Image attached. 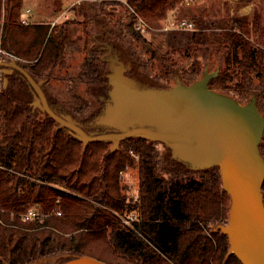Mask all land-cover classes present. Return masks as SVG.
<instances>
[{"label": "trees", "instance_id": "16d2710c", "mask_svg": "<svg viewBox=\"0 0 264 264\" xmlns=\"http://www.w3.org/2000/svg\"><path fill=\"white\" fill-rule=\"evenodd\" d=\"M52 1L60 8V0ZM175 2L128 0L149 17L161 15ZM21 5L22 0H4L1 46L23 58L25 62L19 63L39 79L63 63L65 52L72 49L76 20L69 16L53 26L23 24ZM245 26L244 17L232 16L220 30L169 29L165 43L172 49L224 48V67L210 79V88L241 103L254 94L260 109L264 106V26L253 23L251 31ZM126 27L146 42L145 34L135 28V17ZM250 33L258 40L256 45L248 39ZM149 43L143 45L145 51L158 60L160 72L168 74L174 61L157 53L158 43L154 48ZM89 55L83 69L87 80L106 81L101 75L105 63L96 49H89ZM188 73L186 83L198 78L199 65L190 63ZM252 74L260 81L257 87ZM19 102L15 87L0 90V264H29L59 253L67 258L89 255L108 264H242L235 255H226V234L205 231L208 222L226 219L228 214L229 196L221 187L217 166L195 170L197 177L179 161L158 168L155 145L141 137L122 139V147L112 151L107 141L83 146L67 130L57 128L46 113ZM260 152L264 158V143ZM134 162L136 197L128 196L121 183V173ZM262 191L264 197V181ZM31 209L36 215L24 219ZM136 212L141 216L130 225L120 218Z\"/></svg>", "mask_w": 264, "mask_h": 264}, {"label": "water", "instance_id": "95a60500", "mask_svg": "<svg viewBox=\"0 0 264 264\" xmlns=\"http://www.w3.org/2000/svg\"><path fill=\"white\" fill-rule=\"evenodd\" d=\"M110 10L114 8L109 7ZM109 62L107 81L110 102L95 123L109 130L88 133L69 116L58 114L49 105L35 80L15 61L0 59L6 74L20 72L37 95L39 104L57 123L85 146L92 141H111L110 150L127 137L158 140L171 149L176 161L193 170L219 168L221 186L229 195L228 219L220 230L227 236V256L235 255L242 264H264V158L260 140L264 117L252 95L244 103L210 88L217 70H205L189 83L175 79L167 87H138L117 55ZM3 79L2 86L6 85ZM59 264H108L89 255L72 256Z\"/></svg>", "mask_w": 264, "mask_h": 264}, {"label": "rangeland", "instance_id": "374dc122", "mask_svg": "<svg viewBox=\"0 0 264 264\" xmlns=\"http://www.w3.org/2000/svg\"><path fill=\"white\" fill-rule=\"evenodd\" d=\"M60 3V8L57 9L52 0H22L20 18H27L28 22H50V25L53 26V24H61L69 16L75 17L76 23L73 25L74 29L71 34V38L74 39L71 44L72 49H67L65 52L63 63L56 65L39 79L42 80V90L48 101H51L49 103L51 108L60 115L69 116L88 133L109 130L108 127L95 123V119L103 113L106 105L110 102V86L107 81L109 62L104 59L117 55L126 67L125 74L131 76L138 87H167L174 84L177 78L186 83V80L191 76L188 73L190 63L199 65L198 78L203 75L205 70H217L219 73L224 67L225 49L216 50L213 47L208 48L206 45H192L188 49H172L165 43L169 30L165 29L166 26L186 19L195 23L194 30L201 26L220 30V26L224 25L232 16L244 17L245 28L249 31L254 28L253 23L260 27L264 26V0H176L174 5L167 6L157 17L142 15L128 3V0H60ZM3 6L4 0H0V25L4 17ZM109 7L114 10H110ZM27 9H29L28 12ZM136 14L143 17L148 24L147 31L143 33L146 42H142L127 30V23L133 17L136 18ZM197 19L201 25H198ZM178 31L183 30L179 29ZM247 37L256 45L255 41L258 40L251 33L247 34ZM85 42H87L86 47L84 46ZM146 43H149L153 48L158 43L161 50L157 53L167 54L172 58L174 64L171 65L168 74L164 75L160 72L158 60L150 59L149 53L143 46ZM92 48L96 49L98 58L105 63L106 69L104 71L100 69L98 73L103 71L100 74L106 78V81H88L84 75V64L90 59L89 49ZM0 59L25 62L23 58L15 56L12 51L3 48L1 39ZM17 73L20 76L16 74L8 76L4 88L15 87L20 96L19 104L22 106L31 105V102L37 99V95L24 76ZM3 76L5 75L0 70V90L3 89L1 85ZM252 79L253 87H257L260 82L258 77L252 74ZM37 109L41 111L40 108ZM259 110L264 117V106ZM148 141L154 144L157 149L158 168L166 165L168 161H176L172 157L171 149L164 143L158 140ZM107 142L108 148H110L111 141ZM263 143L264 132L260 140V144ZM121 147L120 141L116 149ZM134 158L137 159V157ZM184 165L188 167L186 164ZM198 174V171L192 172L194 177H197ZM121 183L126 187L125 191L128 196L136 197L138 186L136 162L125 167L121 173ZM135 214L137 215V212ZM138 215L141 216L139 213ZM121 217L127 218L123 215ZM227 219L228 214L226 219L208 222L205 225L206 233L221 232L220 225L225 224ZM66 259H68L67 255L59 253L40 258L29 264H59Z\"/></svg>", "mask_w": 264, "mask_h": 264}, {"label": "built area", "instance_id": "2783aa9c", "mask_svg": "<svg viewBox=\"0 0 264 264\" xmlns=\"http://www.w3.org/2000/svg\"><path fill=\"white\" fill-rule=\"evenodd\" d=\"M29 11V9H27V12ZM21 23L23 24H27L28 20L27 18H21ZM135 28L137 30H139L141 33H145L147 31L148 28V24L146 22V20L137 15L136 14V18H135ZM165 29H181V30H194L195 29V23L193 21L190 20H186V19H181L178 20L174 23H172L170 26H166ZM36 215V211L35 210H29L26 213L23 214L24 219H30L33 218ZM121 220L130 225L132 221L137 220L138 215H136L135 213H132L129 217L127 216V218H123L120 217Z\"/></svg>", "mask_w": 264, "mask_h": 264}, {"label": "flooded vegetation", "instance_id": "af4514ba", "mask_svg": "<svg viewBox=\"0 0 264 264\" xmlns=\"http://www.w3.org/2000/svg\"><path fill=\"white\" fill-rule=\"evenodd\" d=\"M18 63H19V62H18ZM22 67H23V66H22ZM1 72H2V71H1ZM17 72H18V71H13V72H11V73H9V74H6V73L2 72V73H4V75H5V76L2 77V83H3V79H4V78H7V79H8V76H10L11 74H14V75L16 74V75L20 76ZM19 73H20V72H19ZM20 74H21V73H20ZM21 76H23V75L21 74ZM24 78H25V77H24ZM25 79H26V78H25ZM35 80H36V79H35ZM38 80H39V79H38ZM27 82H28V81H27ZM1 85H2V84H1ZM2 87H3V86H2ZM4 87H5V86H4ZM4 87H3V88H4ZM43 92H44V91H43ZM44 94H45V93H44ZM45 96H46V95H45ZM46 99H47V101H48V98H47V97H46ZM50 102H51V101H48V103H50ZM31 107H32L33 109H35V108H36V109H37V108H40V107H39V104H38V105H35V104H33L32 102H31ZM46 114H47V113H46ZM99 127H101V126H99Z\"/></svg>", "mask_w": 264, "mask_h": 264}]
</instances>
